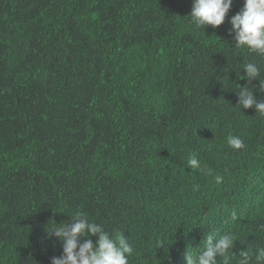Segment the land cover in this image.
Masks as SVG:
<instances>
[{
    "label": "trees",
    "instance_id": "1",
    "mask_svg": "<svg viewBox=\"0 0 264 264\" xmlns=\"http://www.w3.org/2000/svg\"><path fill=\"white\" fill-rule=\"evenodd\" d=\"M243 4L204 31L192 0H0V264H50L47 224L75 212L123 234L129 264H186L212 232L236 256L264 246V118L237 106L264 61L230 45Z\"/></svg>",
    "mask_w": 264,
    "mask_h": 264
},
{
    "label": "clouds",
    "instance_id": "2",
    "mask_svg": "<svg viewBox=\"0 0 264 264\" xmlns=\"http://www.w3.org/2000/svg\"><path fill=\"white\" fill-rule=\"evenodd\" d=\"M233 0H192L190 18L196 29L207 26L216 28L224 23ZM230 35L235 50H246L264 61V0H244L243 7L230 18ZM243 70L247 84L237 93V106L241 109L254 108L256 114L264 118V100H258L254 92L264 94V81L259 77L262 66L257 62L244 64ZM259 81L257 88L253 81ZM229 147L241 149L243 141L235 136L227 139ZM190 168H199V161L190 157L187 161ZM219 177L217 181L219 182ZM69 221L47 224L46 234L49 239L55 238L62 246V254L53 256L50 264H129L133 248L123 234H113L100 224L90 220L85 214L75 212ZM235 220L236 213H232ZM264 229V225L260 226ZM92 237H96L93 241ZM237 241L236 234L225 231L222 234L207 233L200 251L195 255L185 256L186 264H264V246L246 248L236 256L233 247ZM156 247H164L161 240Z\"/></svg>",
    "mask_w": 264,
    "mask_h": 264
}]
</instances>
